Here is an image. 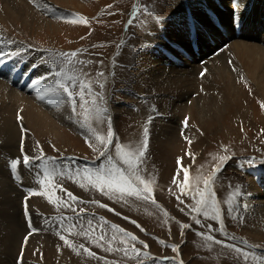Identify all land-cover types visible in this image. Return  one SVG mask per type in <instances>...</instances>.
<instances>
[{"label": "rangeland", "instance_id": "rangeland-1", "mask_svg": "<svg viewBox=\"0 0 264 264\" xmlns=\"http://www.w3.org/2000/svg\"><path fill=\"white\" fill-rule=\"evenodd\" d=\"M56 2L52 3L63 14L39 11V5L34 4L37 16L28 28L18 22H0V33L12 44L5 52L7 58L0 56V64L20 66V74L7 76L9 81L22 85L19 76L28 53L32 62L27 81L45 63L55 72L63 68L62 82L83 96L81 106L80 96L73 103L63 89L58 91L78 128L53 122L56 117L51 115L53 123L48 128H29L19 109L11 117L19 140L6 149L0 139V180L11 187L0 190V264H264V222L250 227L254 220L245 208L247 194L255 191L251 184L258 187V174H264V90H257L258 85L247 76L243 81L234 80L236 104H225L217 117H203L202 127L188 114L170 117L166 111L165 117L156 118L152 98L137 94L139 90L129 83L136 80L141 47L158 28L163 29L159 20L176 15L178 0ZM253 2L264 6V0ZM212 3L210 9L214 10L218 4ZM262 14L264 21V11ZM210 25L214 28L212 22ZM158 36L162 42L167 40ZM231 42L229 38L225 43L221 40L217 52L226 50ZM174 51L184 55L183 61L188 60L187 51ZM72 52L78 55L69 58V63L61 54ZM209 56L201 59L210 62ZM198 58L188 60V68L206 65ZM171 60L178 62L176 57ZM204 73L196 77L202 79ZM196 87L190 86V92L181 90V104H190V108L195 99L204 96L200 80ZM36 98L42 104L45 101ZM6 113L2 117H8ZM163 125L175 131L174 144L163 143L165 139L157 136ZM141 151L142 163L138 158ZM101 152L106 154L101 156ZM24 155L29 156L28 165L23 162ZM13 159L19 161L15 173ZM125 159L131 161L132 168ZM249 160L253 162L249 164ZM117 168L133 181V188L146 186V192L141 191L139 198L114 194L104 182L109 171L117 174ZM134 172L144 183L135 181ZM257 192L264 199L260 189Z\"/></svg>", "mask_w": 264, "mask_h": 264}, {"label": "bare ground", "instance_id": "bare-ground-1", "mask_svg": "<svg viewBox=\"0 0 264 264\" xmlns=\"http://www.w3.org/2000/svg\"><path fill=\"white\" fill-rule=\"evenodd\" d=\"M55 1L58 3L59 0H0V12L3 13H0V22H18L21 23L23 27L28 28L27 26H31L32 22L34 23L35 16H37V9L34 10L32 7L34 4L37 6L39 5V11L41 10L52 15H54V13L57 15L63 14V10L61 11L58 9V6L56 7L55 4H53ZM60 1L63 2V0ZM215 1L218 6L212 10L210 9V6H214L212 0H178L176 15L166 19L162 25L163 29L158 28L156 33L154 32L152 38L147 39L144 47H141L137 58L138 67L136 80L131 81L129 86L139 90L136 92L137 94L152 98V103L154 105V112L153 110L152 112L157 116L156 118L165 117L166 111H168L167 113L170 117H172V115L176 116L177 114L179 115L178 117H180V115L183 117L188 114L190 117L188 115L187 117L194 120L199 127H202L203 117L210 114H212L213 117H217L223 109L226 108H224L225 104H228V102L235 103L234 97L237 93L234 88V80L240 79L243 81L246 80L247 76L252 82L258 85V88L256 87L257 90H264V21L262 20L264 6L259 4L257 7L253 0H243L244 2H241V0H214V2ZM224 4L227 8H224ZM220 8L224 9L225 12L219 11ZM242 9L243 11H241ZM185 17L189 20H192L193 17H195V20L193 21L195 26L191 31H189L185 24ZM210 22H212L214 28L210 25ZM220 32L225 33V36L229 38V40H232V42L231 44H228L226 50L223 49L217 52L221 40L225 43L227 39L224 38L225 36L221 37L222 34ZM158 35H161V38H167V40H163V42L160 41V39H157V37H159ZM214 39L217 40L214 41ZM5 40L7 39L4 38L2 33H0V51H3L4 53L12 45ZM209 40H212L213 43ZM18 48L16 45L18 52L23 54ZM179 48L189 53L187 59L191 62L197 60L196 57L199 56L198 60L200 63H206L201 59V57L206 54L210 55L208 57L210 62L207 61L206 65L202 68H188L191 62L188 60L183 61L182 58L184 55L182 56L174 51ZM214 53L216 54L215 56H213ZM8 54L9 53H5L3 56H6L7 58ZM28 56H30L28 53L24 56L26 62L24 60V63H22L21 66L22 76L19 77H21L20 84L22 85H19L17 82H14V84L7 78V76L15 78L19 73L18 70L20 66L14 67V64L11 62H8L6 65L0 64V112L3 111V113H0V123L2 121V126L0 127V139L4 141L3 144H5L4 147H6V149L11 148L15 141L19 140L20 135L16 138V134L19 131L15 129V125L11 122L12 115L19 109H22L23 121L29 128H48L47 125L52 122L50 121L51 118L49 115L56 117V120L53 122H62L71 128L79 127V124L76 121H72L70 113L66 109V104H64L65 99L63 94L62 92L58 93L59 88L56 89L55 93L50 92L45 98L43 104L36 98L37 92L41 89L48 86L55 87L56 72L54 69L52 70V68L48 69L47 66H45V63H43L38 69L36 68V70H34L33 75H30L32 76L31 81H27L26 78L29 76L28 65L32 62L31 57ZM172 57L178 58L176 64L171 60ZM16 59L18 61L19 58ZM37 59H39V56L34 58L33 61ZM232 68H234V71L229 74L228 72ZM201 71L205 72V77L198 79L196 76ZM41 72L42 74H40ZM45 72L48 74L47 76H45ZM192 74H194L195 77L191 76ZM198 80L203 83L205 97L202 96L195 99L193 102L194 104L188 108L190 104L188 106L187 104L186 106L181 104L184 100V96L183 93H179L181 90L184 91L185 89H187V91L185 90L186 92H190L189 87L191 86V89L195 88ZM225 90L231 94L226 95ZM166 96L169 98L166 99ZM200 103H202V106L199 107ZM6 112L9 113V116ZM5 113L8 117H2ZM55 117L53 118L55 119ZM156 125H158V123ZM151 130L153 131L156 129ZM188 131L189 130H187V132ZM157 133V136L165 139L163 143L174 144L177 141L176 133L172 128H166L163 125L159 128ZM150 134L152 135L153 133ZM182 162L184 163V161ZM25 171L27 170L25 169ZM1 172L3 173L2 170ZM28 175L30 176L29 173ZM258 177V181L255 179L257 182L260 181L258 187L255 185L256 183H254V185L251 184L252 187L254 186L255 191L249 192L250 194H247L249 199H246L245 201V204H248L245 208H247L248 211H251L249 212L250 217L254 220V223L250 225L252 228H256L254 227L256 222H264V199L260 198L261 195L257 192L260 189V192L264 196V174L259 173ZM28 179H30V177ZM4 181L0 180V190H3L5 187L10 189L11 187L4 184ZM31 183L29 182V184ZM229 190L232 191L231 189ZM7 193H9V191H7ZM22 193L23 192H21V195Z\"/></svg>", "mask_w": 264, "mask_h": 264}, {"label": "snow or ice", "instance_id": "snow-or-ice-1", "mask_svg": "<svg viewBox=\"0 0 264 264\" xmlns=\"http://www.w3.org/2000/svg\"><path fill=\"white\" fill-rule=\"evenodd\" d=\"M194 20H195V17H193L192 20H189L187 17H185V24L188 27L189 31H191V29L195 26L194 23H193ZM158 23L160 25H162L163 24V20H159ZM155 26L156 25L154 24L153 25V29H155ZM3 55H5V53L3 51H0V56H3ZM61 55L64 56L68 60V62L70 63L71 60L69 58L76 57L78 54L76 52H72V53H62ZM55 77H56V79H55V87L48 86L46 88L41 89L40 91L37 92V97L39 99H41V100H44L50 94V92L51 93H55L56 92V89L57 88H60V89H63L64 93H66L68 95V97L74 103L75 102V98L77 96H80V94L79 93H74V92L70 91L69 90V87L67 86V84L64 83V82H62L63 80H65L64 69L61 68L60 70H58L55 73ZM66 79L68 81H72V80H74V77H67ZM79 87L81 89H83L84 88V85L81 83L79 85ZM80 99L82 101L81 106H83V96H80ZM18 119H22V117H19L18 116ZM110 127H111V125H110V122H109V128ZM25 131H26V129H25ZM144 131L147 134L148 129L145 128ZM108 135L111 138L113 134H112L111 131H109ZM101 143H104V142L101 141ZM111 143H112V141H111V139H109L108 144H111ZM106 147H107V145H106ZM116 147H117V155H119L120 154V146L117 145ZM105 154H106V152H101V156H103ZM138 158H139V160L142 163L143 162V159H144V152L143 151H141L139 153V157ZM108 159H109V162H111L112 157L109 156ZM23 162H24L25 165H28V163H29V156L28 155H24ZM252 162H253L252 160H249L248 161L249 164H251ZM18 163H19V161L16 160V159H13L11 161V169L13 170L14 173L17 170ZM44 163L46 164L47 161H44ZM124 163L127 164L129 166V168H132L133 167V165H132V163H131V161L129 159H125L124 160ZM178 164H181V160L180 159H178ZM115 171L117 173L116 175H113L112 172L109 171V173H108V179L104 182L107 185V188L108 189H112V191H113L114 194L115 193H118L119 196H120V198H123V195L125 193H126L127 196H136L137 198H139L141 191H145L146 192V186H145V189H139V184H137V187L136 188H133L132 187V182L133 181H130V179H129L128 176H126L118 168ZM133 175H134L135 181H139L140 184L144 183L143 180L141 179V177L138 174H135V172H134ZM100 179H101V177L98 175L97 176V180L99 181ZM185 181H187V173H185ZM34 194H39V193H34ZM65 194L67 196H69V197L72 196V194L71 193H68L66 190H65ZM105 194H108V193L106 192ZM144 199H147V196L146 195L144 196ZM125 202H127V201H125ZM181 203H183V201H181ZM105 207H107V206H105ZM25 210L27 212V207H26ZM81 211H83V210H81ZM197 211H199V210H197ZM213 219H215V217H213ZM133 223H135V222H133ZM196 223H200V221L197 220ZM185 227H187V225H185ZM61 239H63V236L61 237ZM209 239H211V237H209ZM132 240L135 241L136 240V237L135 236H132ZM230 247H234V246H230ZM237 251H239V250H237Z\"/></svg>", "mask_w": 264, "mask_h": 264}]
</instances>
